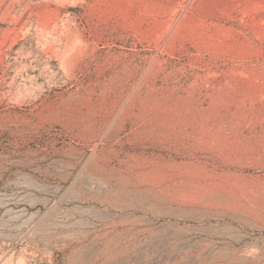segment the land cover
Returning a JSON list of instances; mask_svg holds the SVG:
<instances>
[{"label":"rangeland","instance_id":"1","mask_svg":"<svg viewBox=\"0 0 264 264\" xmlns=\"http://www.w3.org/2000/svg\"><path fill=\"white\" fill-rule=\"evenodd\" d=\"M6 3L0 264H264V0Z\"/></svg>","mask_w":264,"mask_h":264},{"label":"bare ground","instance_id":"2","mask_svg":"<svg viewBox=\"0 0 264 264\" xmlns=\"http://www.w3.org/2000/svg\"><path fill=\"white\" fill-rule=\"evenodd\" d=\"M6 2H7V0H0V11L3 9V7L6 8V4H7ZM8 5H9V4H8ZM8 5H7V6H8ZM9 7H10V6H8V9H9ZM6 9H7V8H6ZM3 11L5 12L6 10L4 9ZM3 11H2V13H4ZM7 11H8V10H7ZM2 13H1V14H2ZM4 15H5V14H4ZM3 17H4V16H3ZM5 17H6V16H5ZM97 170H100V171L106 172V171H108L109 169H108L106 166H102V165H101V166H98V167H97ZM111 174H112V173H111Z\"/></svg>","mask_w":264,"mask_h":264}]
</instances>
